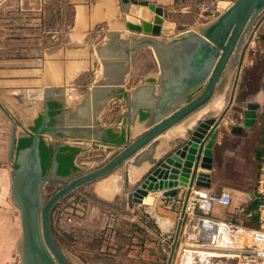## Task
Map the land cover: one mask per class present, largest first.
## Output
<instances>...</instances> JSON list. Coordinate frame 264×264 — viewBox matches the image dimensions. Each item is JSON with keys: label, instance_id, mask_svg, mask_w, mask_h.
Listing matches in <instances>:
<instances>
[{"label": "water", "instance_id": "1", "mask_svg": "<svg viewBox=\"0 0 264 264\" xmlns=\"http://www.w3.org/2000/svg\"><path fill=\"white\" fill-rule=\"evenodd\" d=\"M120 2L125 14L131 13L130 3L147 7L158 16L162 14L161 8L148 0ZM224 2L228 5L204 28L181 31L167 41L160 39L159 23L145 20L125 23L126 29L134 32L136 37L131 39V47L123 54L124 77L136 56L143 48H148L157 63L156 78L127 90L126 77L107 79L109 62L101 61L103 78L93 83L85 97L91 99L93 119L107 102L116 97L122 98L129 122L131 119L139 121L142 116L139 127L133 132L132 140L126 139L118 146H109V152H115L114 155L101 166L85 173L73 162L68 175H58V162L54 156L49 175L59 181L60 188L44 202L43 185L53 180L41 168L39 143L46 144L40 137L43 127L36 129L31 136L20 133L19 138L31 139L30 144L23 148H18L13 134L9 144V161L13 165L10 196L19 215L21 264H71L53 237V207L72 191L108 177L121 165H124L126 182L141 180L131 194V202L143 205L144 213L162 233L167 234V239L174 234L166 263L171 264L183 211V207L180 212L174 207L183 196L181 191L193 185L210 188L208 172L213 167L212 148L220 135L218 128L233 103L246 52L264 18V0H218L217 3L221 6ZM40 4V0H19V9L35 11L40 9ZM108 34L113 39L115 34ZM233 75L229 100L221 113L203 117L221 101ZM249 106L246 105L240 114L243 127H250L256 120L255 109ZM48 118L45 111L44 121ZM235 129L238 132L239 128ZM235 129L232 128L231 132ZM136 133L139 134L136 136ZM184 133H187L185 141L167 151V141ZM51 148L58 150L53 143ZM166 154L167 157L159 161ZM162 167H167V179L153 176ZM198 168L203 171H198ZM149 195L151 203L145 204L144 200Z\"/></svg>", "mask_w": 264, "mask_h": 264}, {"label": "crops", "instance_id": "2", "mask_svg": "<svg viewBox=\"0 0 264 264\" xmlns=\"http://www.w3.org/2000/svg\"><path fill=\"white\" fill-rule=\"evenodd\" d=\"M61 1L72 7L71 22L63 38L54 24H49V17L57 14V11L47 7L48 0H40L39 10L19 9L22 22L27 23L12 25L6 30L7 34L0 37V161H6L0 166V264H13V247L17 248L21 238L19 215L10 196L13 165L9 161V144L13 134L15 133V141L19 143L23 139L19 138L20 133L31 136L36 129L43 127L40 137L46 145L51 146L53 143L58 146V150L69 147L76 150L75 156H79L98 145H105L106 149H110L111 145L118 146L126 139L132 140L133 132L138 129L142 118L141 116L139 121L131 119L129 122L125 109L122 111L118 108L116 113L110 111L109 104L115 101L111 100L93 119L91 99L87 100L85 97L93 83L103 78L101 61L109 62L107 79L119 80L124 77L123 54L131 47L130 41L136 34L125 27V23L132 18L123 12L120 0H59ZM148 1L167 7L174 0ZM35 5L38 3L35 2ZM225 7L223 4L222 9ZM130 12L132 15L131 10ZM108 33L115 34L113 39ZM141 60L139 53L125 75L126 85L139 75ZM157 74L158 68L154 73L148 74L147 79L141 78L143 81H139L143 84L154 80ZM129 88L133 89L132 86ZM225 96L226 93L210 111H221L225 107ZM248 97L246 105L255 109L256 120L250 127H243L231 118L222 121L218 128L222 132L212 148L213 167L208 172L210 190L214 187L213 171L217 168L218 155H262L255 143L252 144V139L260 129L259 116L263 112L264 90H256ZM235 99L236 93L233 101ZM45 111L49 117L46 121ZM232 128L239 130L231 132ZM186 137L187 133H184L183 136L168 140L167 151L182 144ZM241 140L247 142L248 147ZM227 143H230V147ZM115 149L114 147L113 150ZM13 155L14 153L11 160ZM198 171L203 170L198 168ZM104 181L105 188L103 186L96 189L104 198L119 191L117 180ZM256 189L257 187L243 191L241 201L244 205L237 206L234 217H228L231 214L229 212H232L233 196L231 206L222 211L215 208L214 216L234 219L249 227L256 226L257 222L247 217V203L255 195ZM183 193L181 191L182 195Z\"/></svg>", "mask_w": 264, "mask_h": 264}, {"label": "rangeland", "instance_id": "3", "mask_svg": "<svg viewBox=\"0 0 264 264\" xmlns=\"http://www.w3.org/2000/svg\"><path fill=\"white\" fill-rule=\"evenodd\" d=\"M217 2L218 0H174L167 7L156 5L157 8H161L162 14L160 16L149 11L147 7H138L130 3V9L133 13L132 15L131 13L126 15L130 16L131 20L138 22L145 20L159 23L161 25L160 39L167 41L173 39L181 31L199 30L211 23L223 11L222 5L219 6ZM149 3L151 2L149 1ZM47 7L50 10L54 11L55 9L57 11V14H51L53 18L50 16V19L49 17V24L53 23L54 27L57 28L58 34L63 38L67 26L71 22V5L65 1L48 0ZM20 17L19 0H0V28L2 29L0 30V37L7 34L6 30L12 25L27 23V21L22 22ZM263 35L264 18L246 52V61L236 83V99L225 116V119L231 118V120L240 125L242 123L240 114L246 106L248 95L256 90H264ZM140 55L142 58L141 71L134 81H129L125 86L127 90H131L130 86L136 88L141 85L139 80H142L141 78L147 79V75L154 73L158 68L150 49L143 48ZM233 80L234 75L229 81L225 92L224 106L229 100ZM113 100L115 101L109 104L110 111L116 113V109L119 108L118 105L124 102L120 97H116ZM221 111H210L206 116L214 117L219 115ZM259 123L260 127H264V104L263 112L259 116ZM263 134H260V129H258L252 139V144L255 143V147L258 151H261L262 155H218L217 168L213 171L214 187L211 191L219 192L225 189L232 194L233 206L231 208L232 212H229L231 213L229 214L230 216L228 215L229 218H232L231 216L234 217L237 206L244 205V202L241 201L243 191L256 188L260 176L264 174ZM243 141L241 140V142ZM227 144L230 147V143ZM246 144L247 142L244 145ZM247 145L246 147H248ZM114 153L109 152L108 149L92 148L86 150L80 156H75L73 162L81 169H84L82 173H85L101 166ZM166 157L167 154L159 161H163ZM5 162L3 160L0 161V166L3 163L5 164ZM49 172L50 168L45 172L48 177H50ZM124 175V165H121L108 177L72 191L53 207L51 212L53 237L71 264L167 263L172 240L167 239V234L162 233L150 217L144 213L143 205L131 202V194L139 186L141 180L138 182H126ZM50 178L53 181L46 182L43 185V202L60 188L59 181L54 177ZM104 180L109 182L117 180L119 185V191L117 190L116 194L109 196V198H104L96 191L98 187L105 183ZM67 181L65 180L64 182ZM181 202L182 197L178 199L174 209L178 210ZM178 218L177 216L176 221H178ZM19 247L20 240L17 248L13 247V264H21ZM178 262L179 256L175 249L171 264H178Z\"/></svg>", "mask_w": 264, "mask_h": 264}, {"label": "built area", "instance_id": "4", "mask_svg": "<svg viewBox=\"0 0 264 264\" xmlns=\"http://www.w3.org/2000/svg\"><path fill=\"white\" fill-rule=\"evenodd\" d=\"M120 109L124 111L125 103L120 104ZM252 199L258 200L257 208L247 212V217L256 215L257 224L249 227L214 216L215 208L231 206L229 191L213 192L194 185L185 189L178 208L180 212L183 207V211L175 238L178 264H264V174Z\"/></svg>", "mask_w": 264, "mask_h": 264}, {"label": "trees", "instance_id": "5", "mask_svg": "<svg viewBox=\"0 0 264 264\" xmlns=\"http://www.w3.org/2000/svg\"><path fill=\"white\" fill-rule=\"evenodd\" d=\"M262 133H264V130ZM263 139H264V136H263ZM30 141H31L30 138H23L19 141L18 147L19 148L26 147L30 144ZM39 154H40L39 156H40V161H41L42 172L45 173L46 170L50 168V164H51V159H52V154H53L51 146H48L44 144L42 141H40ZM75 154H76V150L69 148V147H61L59 149V152L56 154V160L59 163L58 168L56 170V173L58 175L66 176L69 174L70 172L69 169L72 166V162H73ZM247 204H248L247 212L255 211L257 208L258 200L251 199ZM231 220H234V219H231ZM251 220L256 221V215H252Z\"/></svg>", "mask_w": 264, "mask_h": 264}, {"label": "bare ground", "instance_id": "6", "mask_svg": "<svg viewBox=\"0 0 264 264\" xmlns=\"http://www.w3.org/2000/svg\"><path fill=\"white\" fill-rule=\"evenodd\" d=\"M111 11V10H110ZM109 13H111V12H109ZM133 13V12H132ZM140 14V13H139ZM109 15V14H108ZM164 171V172H163ZM169 175V174H168ZM153 176L154 177H156V178H160L161 176L163 177V178H165V179H167V167H162L160 170H158V171H155L154 173H153ZM170 177V176H169ZM105 184L106 183H104V185L102 184V186L101 187H103V189L105 188ZM99 188V187H98ZM151 197H150V195L144 200V203L145 204H150L151 202ZM183 260V259H182Z\"/></svg>", "mask_w": 264, "mask_h": 264}, {"label": "flooded vegetation", "instance_id": "7", "mask_svg": "<svg viewBox=\"0 0 264 264\" xmlns=\"http://www.w3.org/2000/svg\"><path fill=\"white\" fill-rule=\"evenodd\" d=\"M123 102H124V100H123ZM118 107L120 108V104L118 105ZM263 130H264V127H260V133H262L263 132ZM19 144V143H18ZM19 148V147H18ZM59 152V150H57L56 151V153H55V151H53V154H52V159H53V157L55 156L56 157V154ZM52 159H51V163H52ZM58 162V161H57ZM73 163V162H72ZM58 165H59V163H57V168H58ZM50 167H51V164H50ZM70 170V169H69Z\"/></svg>", "mask_w": 264, "mask_h": 264}]
</instances>
